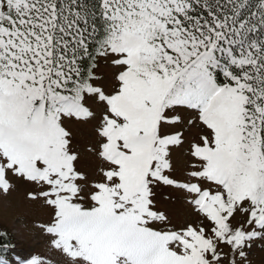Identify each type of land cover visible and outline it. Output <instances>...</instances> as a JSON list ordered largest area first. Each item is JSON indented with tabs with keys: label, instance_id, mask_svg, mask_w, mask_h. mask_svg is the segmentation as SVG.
Returning <instances> with one entry per match:
<instances>
[{
	"label": "snow or ice",
	"instance_id": "1",
	"mask_svg": "<svg viewBox=\"0 0 264 264\" xmlns=\"http://www.w3.org/2000/svg\"><path fill=\"white\" fill-rule=\"evenodd\" d=\"M21 183L48 254L0 264H264V0H0V217Z\"/></svg>",
	"mask_w": 264,
	"mask_h": 264
},
{
	"label": "rangeland",
	"instance_id": "2",
	"mask_svg": "<svg viewBox=\"0 0 264 264\" xmlns=\"http://www.w3.org/2000/svg\"><path fill=\"white\" fill-rule=\"evenodd\" d=\"M98 72L103 76L100 83L105 86L106 90H110L108 86L115 82L113 79L115 69L110 65L101 63ZM96 111L97 117L99 118L100 109L97 108ZM96 122L97 121H93L89 124H74L72 126L75 133L76 144L81 153L80 167L89 174L90 178L94 177L101 163L94 154L87 151L90 145L96 143L97 138L94 132V125ZM196 131L197 130H193L192 132L186 131V142L174 150V160L177 161L176 175L181 179L185 178L182 165L185 160L190 158L188 155L190 142L194 140V133ZM25 189L26 186L21 183L17 191L13 192L11 196L8 197V202L11 205L12 211L6 217H0V228L9 230L14 236L15 244L13 247L16 251L11 252L12 257H14L17 252H22L25 255H47L48 246L46 240L42 236L35 235L29 231L34 221H43L48 218L46 214L47 210L39 205L25 201ZM169 192H173L175 197L174 201L163 199ZM184 197L185 194L182 192H174L172 189L168 188L161 189V196L159 197L160 207L169 211L173 218V223L175 224H181L189 219H197L192 213L191 208L185 204ZM8 256L9 255H6L5 257ZM260 257L261 254L257 252L255 259L258 261Z\"/></svg>",
	"mask_w": 264,
	"mask_h": 264
},
{
	"label": "trees",
	"instance_id": "3",
	"mask_svg": "<svg viewBox=\"0 0 264 264\" xmlns=\"http://www.w3.org/2000/svg\"><path fill=\"white\" fill-rule=\"evenodd\" d=\"M0 229H2V228H0ZM14 241H15L14 236L11 233V241H10L11 247L14 246V244H15ZM8 244H9V241H7V240H0V255L6 256V255L9 254V251L11 250V247L9 248V251H5V245H8Z\"/></svg>",
	"mask_w": 264,
	"mask_h": 264
}]
</instances>
